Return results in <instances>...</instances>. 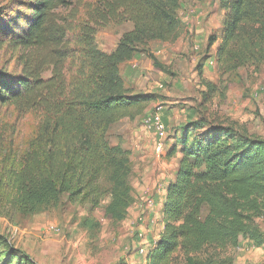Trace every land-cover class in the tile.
I'll return each instance as SVG.
<instances>
[{
    "label": "trees",
    "instance_id": "16d2710c",
    "mask_svg": "<svg viewBox=\"0 0 264 264\" xmlns=\"http://www.w3.org/2000/svg\"><path fill=\"white\" fill-rule=\"evenodd\" d=\"M179 1L97 0L94 24H132L110 53L96 48L94 27H72L60 13L71 0H10L0 7V52L19 68L9 73L0 67V110L12 107L38 118L13 178L19 212L49 208L64 196L70 205L102 207L112 222L124 220L134 202L131 152L109 145L107 133L113 124L142 114L152 98L131 94L119 66L148 40L178 39ZM219 4L221 32L207 46L216 44L220 76L264 65V0ZM199 79L204 100L223 95L226 87L220 92L201 74ZM181 131L169 154L178 152L180 159L165 189L163 232L146 250L144 264H234L229 250L242 240L264 246L255 223L264 218V140L203 118ZM2 143L0 122V148Z\"/></svg>",
    "mask_w": 264,
    "mask_h": 264
},
{
    "label": "rangeland",
    "instance_id": "374dc122",
    "mask_svg": "<svg viewBox=\"0 0 264 264\" xmlns=\"http://www.w3.org/2000/svg\"><path fill=\"white\" fill-rule=\"evenodd\" d=\"M71 1L72 6L60 13L72 20V27L80 23L94 27V43L101 52L114 51L121 36L132 29L127 22L94 24L97 0ZM9 2L0 0V7ZM223 17L219 0H180L178 39L148 40L119 66L125 88L152 100L134 120L123 119L107 133L109 145L119 144L131 152L134 202L118 223L108 220L102 207L70 205L64 196L49 208L19 212L13 178L35 136L38 118L33 113L20 115L12 107L0 110V264H143L144 253L163 232L161 206L166 185L175 177L178 152L170 158L169 154L185 124L203 118L264 140V65L221 77L214 59L216 44L207 46L210 36L220 35ZM151 57L165 71L157 69ZM11 58L0 52V67L16 73L19 68ZM199 74L220 92L226 87L223 95L204 100ZM152 114L160 116L167 135L160 153L155 151L152 129L144 124ZM108 202L104 199L102 206ZM255 223L264 235V218ZM229 251L234 264H264V246L255 247L248 240Z\"/></svg>",
    "mask_w": 264,
    "mask_h": 264
},
{
    "label": "built area",
    "instance_id": "2783aa9c",
    "mask_svg": "<svg viewBox=\"0 0 264 264\" xmlns=\"http://www.w3.org/2000/svg\"><path fill=\"white\" fill-rule=\"evenodd\" d=\"M145 126L151 128L156 137L155 151L160 153L164 149V141L167 137L166 131L158 114H152L144 120Z\"/></svg>",
    "mask_w": 264,
    "mask_h": 264
},
{
    "label": "crops",
    "instance_id": "0c3cea01",
    "mask_svg": "<svg viewBox=\"0 0 264 264\" xmlns=\"http://www.w3.org/2000/svg\"><path fill=\"white\" fill-rule=\"evenodd\" d=\"M137 133H139V132H137ZM140 135H142L141 133H140ZM145 135V134H144ZM146 136V135H145ZM145 136H144V139H145ZM142 139V138H141ZM144 139H142L143 141H144ZM150 142V141H149ZM147 145L146 144H144V149H147ZM125 149H127V148H125ZM129 150V149H128ZM176 159H177V161H176ZM179 159H180V155L179 154H177V158H175V162H174V164H175V166H176V168H177V166H178V162H179ZM176 172V171H175ZM167 186V185H166ZM163 204V203H162ZM161 208H162V206H161ZM144 256H145V253H144ZM143 256V264L145 263L144 262V257Z\"/></svg>",
    "mask_w": 264,
    "mask_h": 264
}]
</instances>
